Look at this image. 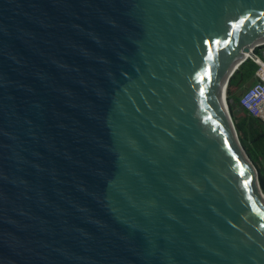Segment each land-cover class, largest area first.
I'll return each instance as SVG.
<instances>
[{"label": "water", "instance_id": "obj_1", "mask_svg": "<svg viewBox=\"0 0 264 264\" xmlns=\"http://www.w3.org/2000/svg\"><path fill=\"white\" fill-rule=\"evenodd\" d=\"M261 47L264 0H0V264H264Z\"/></svg>", "mask_w": 264, "mask_h": 264}, {"label": "trees", "instance_id": "obj_2", "mask_svg": "<svg viewBox=\"0 0 264 264\" xmlns=\"http://www.w3.org/2000/svg\"><path fill=\"white\" fill-rule=\"evenodd\" d=\"M264 47L258 48L255 50V55L259 58H263L261 55ZM258 70V66L248 60L234 75L235 77L232 79L229 90H228V104L230 107V112L234 121L236 123V128L241 137V142L248 152L253 163L259 169V184L264 194V165L260 167L261 156L264 157V123L254 119L247 112H244V116L242 120H237L236 117V108H241V95L239 92H244L247 86L250 83H254L255 74ZM251 140L252 144L255 146L257 151V155L254 150L250 149L247 145L248 140Z\"/></svg>", "mask_w": 264, "mask_h": 264}, {"label": "built area", "instance_id": "obj_3", "mask_svg": "<svg viewBox=\"0 0 264 264\" xmlns=\"http://www.w3.org/2000/svg\"><path fill=\"white\" fill-rule=\"evenodd\" d=\"M258 70L254 86L241 96V108L251 117L264 123V57L255 62Z\"/></svg>", "mask_w": 264, "mask_h": 264}, {"label": "rangeland", "instance_id": "obj_4", "mask_svg": "<svg viewBox=\"0 0 264 264\" xmlns=\"http://www.w3.org/2000/svg\"><path fill=\"white\" fill-rule=\"evenodd\" d=\"M261 55L264 57V50H262V53H261ZM254 84L255 83H250L248 86H247V88H246V90H249L250 88H252L253 86H254ZM231 113V112H230ZM231 116H232V114H231ZM243 116H244V112H243V110L242 109H240V108H236V117H237V120H242L243 119ZM233 118V117H232ZM233 121H234V118H233ZM234 124H235V126H236V123H235V121H234ZM237 129V128H236ZM239 134V133H238ZM239 139H240V142H241V137L239 136ZM241 144H242V142H241ZM247 145H248V147L250 148V149H252V150H254L255 151V153H256V155H257V151H256V149H255V146L252 144V142H251V140L249 139L248 140V142H247ZM242 146H243V144H242ZM243 148H244V146H243ZM244 150L246 151V149L244 148ZM246 153H247V155H248V152L246 151ZM248 157H249V159L251 160V158H250V156L248 155ZM252 161V160H251ZM261 162H260V167H262L263 165H264V157L263 156H261V160H260ZM252 163H253V161H252ZM253 165H254V167H255V170H256V172L258 173V176L260 175V173H259V169L257 168V166L253 163ZM262 190V189H261Z\"/></svg>", "mask_w": 264, "mask_h": 264}, {"label": "crops", "instance_id": "obj_5", "mask_svg": "<svg viewBox=\"0 0 264 264\" xmlns=\"http://www.w3.org/2000/svg\"><path fill=\"white\" fill-rule=\"evenodd\" d=\"M243 94H244V92H239V95H241V96H242Z\"/></svg>", "mask_w": 264, "mask_h": 264}, {"label": "bare ground", "instance_id": "obj_6", "mask_svg": "<svg viewBox=\"0 0 264 264\" xmlns=\"http://www.w3.org/2000/svg\"><path fill=\"white\" fill-rule=\"evenodd\" d=\"M224 97H225V92H224ZM264 196V195H263Z\"/></svg>", "mask_w": 264, "mask_h": 264}]
</instances>
